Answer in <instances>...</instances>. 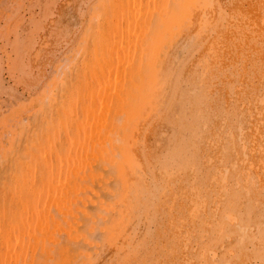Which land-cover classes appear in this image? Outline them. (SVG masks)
I'll return each instance as SVG.
<instances>
[{
  "label": "bare ground",
  "instance_id": "6f19581e",
  "mask_svg": "<svg viewBox=\"0 0 264 264\" xmlns=\"http://www.w3.org/2000/svg\"><path fill=\"white\" fill-rule=\"evenodd\" d=\"M32 106L0 264H264V0H0V122Z\"/></svg>",
  "mask_w": 264,
  "mask_h": 264
},
{
  "label": "rangeland",
  "instance_id": "374dc122",
  "mask_svg": "<svg viewBox=\"0 0 264 264\" xmlns=\"http://www.w3.org/2000/svg\"><path fill=\"white\" fill-rule=\"evenodd\" d=\"M167 35L168 36L173 35L172 39L175 38V33L172 30H168ZM34 108L35 107L32 106L31 108L27 109L26 111H23L22 113L17 114V116H16V118H14V120L13 119H10V120L6 119L2 123L0 122V163H1L2 156L5 154V152L7 150H9V146H11L12 144H15L17 132L21 129L22 126L25 127L29 120L33 119V116L36 113V112H34ZM21 123H23L24 125H21ZM10 136H13V141L11 144H7L6 140Z\"/></svg>",
  "mask_w": 264,
  "mask_h": 264
}]
</instances>
